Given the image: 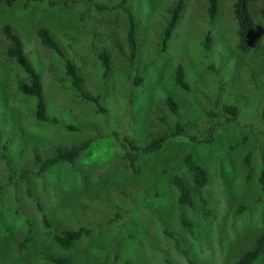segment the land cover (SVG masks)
I'll list each match as a JSON object with an SVG mask.
<instances>
[{
	"label": "rangeland",
	"instance_id": "rangeland-1",
	"mask_svg": "<svg viewBox=\"0 0 264 264\" xmlns=\"http://www.w3.org/2000/svg\"><path fill=\"white\" fill-rule=\"evenodd\" d=\"M96 1L116 5L121 0ZM175 1L125 0L137 24L138 49L132 57L121 7L99 11L88 0H33L6 7L0 0V27L9 22L22 38L42 80L47 114L56 119L35 117L34 97L18 88L27 74L5 54L8 43L0 33L1 264H55L50 256H69L73 264H190L166 232L177 234L196 264H232L264 229V0L253 2L257 47L247 53L236 47L234 0H217L213 19L207 0H185L163 46ZM40 26L50 29L77 64L84 92L98 97L104 111L73 87L64 60L40 43ZM101 50L110 56L106 75ZM178 65L188 90L175 81ZM167 96L176 101V113L167 107ZM224 104L237 107L235 119H229ZM176 122L183 133L131 165L128 142L169 135ZM87 139L91 145L73 162L41 175L25 173L34 168L35 152L47 154ZM187 153L209 176L204 187L214 213L209 222L197 209L177 205L171 179L175 174L189 179ZM26 214L31 239L20 250ZM182 218L194 223L196 237ZM80 227L89 233L68 249L53 239L63 229ZM253 264H264V255Z\"/></svg>",
	"mask_w": 264,
	"mask_h": 264
},
{
	"label": "trees",
	"instance_id": "trees-1",
	"mask_svg": "<svg viewBox=\"0 0 264 264\" xmlns=\"http://www.w3.org/2000/svg\"><path fill=\"white\" fill-rule=\"evenodd\" d=\"M33 0H4L6 7H12L16 3H22L26 6L29 2ZM208 1V13L209 18L213 19L218 10L217 0H207ZM256 0H234L233 2V15L237 23V36L238 41L236 44L237 49L242 53H247L256 49V29L257 21L255 19V10L253 8V2ZM89 4L95 7L99 11L111 10L115 7H121L123 11L127 14L128 18V30H127V40L131 56L136 55L138 49V39H137V24L134 20L133 14L124 6L125 0H121L120 3L116 5H108L105 3H99L96 0H88ZM185 7V0H176L174 6L172 7L167 23L164 27L163 34V46L166 45L167 41L170 39L173 30L175 29L179 19L181 18L182 12ZM0 33L7 40V47L5 49V54L10 60L15 61V63L26 72L27 81L18 84L19 90L26 96L34 97L35 99V110L34 115L38 120L49 121L51 118L47 114L46 104L43 94V84L40 74L34 68L28 56L24 52L23 40L16 31V29L9 22H4L0 27ZM36 35L39 38L40 43L53 50L59 57L64 60L65 71L71 78L73 87L80 91L83 97L90 100H94L98 109L104 111V108L98 102V97L89 96L84 92L82 88L83 76L79 71L77 64H75L70 58L66 56L64 49L61 47L57 39L54 37L52 32L48 27L40 26L36 30ZM211 36L208 32L206 35V47L210 45ZM99 58L102 61L104 67V74L106 75L111 66L110 56L105 50L99 52ZM175 81L183 88L188 90V82L185 79V73L182 65H178L175 68ZM165 103L170 111L176 113L178 106L176 101L172 96H167ZM223 110L231 115L230 120L235 119L238 115V109L233 104H224ZM264 111V109H263ZM264 115V112H263ZM51 120L56 121L55 118ZM183 127L181 124L176 122L175 131L171 132L169 135L160 134L152 137L150 140L137 144L134 142H128L129 149L127 150V157L131 165H134L138 159L146 154L160 150L165 141L170 136H176L183 133ZM92 143V139L84 140L77 144H71L68 147H57L53 152L47 154H40L35 152L33 157H31L32 170L26 168L25 173L28 171H33L37 175L44 174L48 172L53 166L62 162H73L78 158ZM45 155V156H44ZM183 161L190 172L189 179H185L181 175L175 174L171 179L172 184L177 190V205L184 206L189 209H197L201 219L204 222H209L214 219V213L210 207L209 200L204 194V187L206 186L209 176L206 169L199 164L193 157L191 153H187L183 156ZM245 161H249V156L245 157ZM25 173L23 175H25ZM26 191L29 196H31L29 178H26ZM260 182L264 186V166L261 169ZM1 190V186H0ZM39 209L41 205L37 203ZM241 211V210H239ZM43 221L49 225V220L46 215H43ZM24 223L27 225V230L23 234L22 239L19 241V249L23 250L26 244L30 241V231H31V220L26 214L24 217ZM182 225L187 229L188 233L192 237H196L195 225L188 218L181 219ZM89 230L85 228L74 229H63L59 233L55 234L53 239L59 245V247L68 249L74 242L80 239L83 234H88ZM167 235L173 240L175 248L187 259L190 264H196L193 257L188 253L187 249L183 246V241L177 236L175 232H166ZM264 255V229L256 237L254 244L244 250L232 264H253L261 256ZM55 264H73L69 256H50L49 258ZM168 264H174L172 261H167ZM1 264V263H0Z\"/></svg>",
	"mask_w": 264,
	"mask_h": 264
}]
</instances>
